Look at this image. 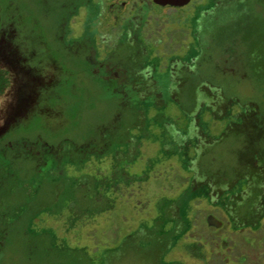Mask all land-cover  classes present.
Instances as JSON below:
<instances>
[{
	"label": "rangeland",
	"instance_id": "1",
	"mask_svg": "<svg viewBox=\"0 0 264 264\" xmlns=\"http://www.w3.org/2000/svg\"><path fill=\"white\" fill-rule=\"evenodd\" d=\"M114 1L0 0V264H264V0Z\"/></svg>",
	"mask_w": 264,
	"mask_h": 264
},
{
	"label": "trees",
	"instance_id": "2",
	"mask_svg": "<svg viewBox=\"0 0 264 264\" xmlns=\"http://www.w3.org/2000/svg\"><path fill=\"white\" fill-rule=\"evenodd\" d=\"M2 87H3V85H2ZM3 89V88H2ZM106 89V88H105ZM114 89V88H113ZM111 90L110 91V93H111V95H115V96H117V95H120V96H118L121 100H123L124 99V97L127 95L126 94V91H125V89H124V85H120V86H118V89H115V91H117V92H114V90ZM211 96V99H213V100H215V101H217V95H213L212 96V94L210 95ZM215 97V98H214ZM108 132H111L110 130H107L106 132H105V134H104V136L102 137V141L103 142H105V145L107 146V144H108V142H106L105 140L106 139H108ZM94 146H95V142H93V141H90L88 144H86V145H84V146H81L80 148H79V150H80V155L81 156H88V157H90L91 155H94L95 157H104V156H106V153H107V149L104 147V148H96V149H98V151H96V149L94 148ZM91 148H93V149H91ZM70 154H71V152H64L63 154H62V158H63V160L66 162V160L67 161H69V158H70ZM18 180V179H17Z\"/></svg>",
	"mask_w": 264,
	"mask_h": 264
},
{
	"label": "water",
	"instance_id": "3",
	"mask_svg": "<svg viewBox=\"0 0 264 264\" xmlns=\"http://www.w3.org/2000/svg\"><path fill=\"white\" fill-rule=\"evenodd\" d=\"M153 1L165 9H169V8L177 9V8H181V7H184L188 4H190V2L192 0H153ZM129 2H130V0H117L114 3V5L116 8L123 10ZM208 222H209V224L214 225L216 227H222L223 226V222L217 220L214 216H209Z\"/></svg>",
	"mask_w": 264,
	"mask_h": 264
},
{
	"label": "flooded vegetation",
	"instance_id": "4",
	"mask_svg": "<svg viewBox=\"0 0 264 264\" xmlns=\"http://www.w3.org/2000/svg\"><path fill=\"white\" fill-rule=\"evenodd\" d=\"M116 1H117V0H115L114 3H115ZM150 1H152L153 3H155L153 0H150ZM114 3H113V8H116L115 5H114ZM155 4H157V3H155ZM127 5H128V4H127ZM125 8H126V7H125ZM125 8H124L123 10H120L119 8H116V10H117V12H118V14H119V13L124 12V11H125ZM93 72H94L95 74L98 73L96 69L93 70ZM102 76L105 78V81L108 82V77H107V75L105 74V72H103Z\"/></svg>",
	"mask_w": 264,
	"mask_h": 264
}]
</instances>
